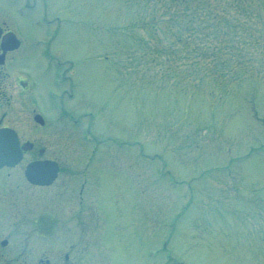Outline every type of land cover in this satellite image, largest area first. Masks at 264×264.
<instances>
[{"label":"rangeland","instance_id":"1","mask_svg":"<svg viewBox=\"0 0 264 264\" xmlns=\"http://www.w3.org/2000/svg\"><path fill=\"white\" fill-rule=\"evenodd\" d=\"M187 2L0 0V9L29 13L36 26L46 13L59 18L58 47L90 95L84 107L102 140L96 157L127 175L114 214L100 215L106 225L87 243L61 226L45 243L35 228L63 196L46 199L36 188L25 199L9 198L11 208L0 213V252L12 264L25 255L36 264L47 246L74 261L81 255L76 264H264V46L251 45L264 41V4L256 7L259 20L224 17L210 33L217 45L205 47V33L188 36ZM25 18H18L23 31H35ZM171 44L176 57L166 54ZM90 117L69 129L64 159L88 158ZM85 197L93 199L87 188ZM58 216L68 223L70 214Z\"/></svg>","mask_w":264,"mask_h":264},{"label":"flooded vegetation","instance_id":"2","mask_svg":"<svg viewBox=\"0 0 264 264\" xmlns=\"http://www.w3.org/2000/svg\"><path fill=\"white\" fill-rule=\"evenodd\" d=\"M25 7L32 9L34 5L28 6L27 2ZM26 16H19L15 9H0V147L9 149L8 156L18 152L13 164L0 166V213L11 208L9 198L25 199L29 189H42L46 199L61 195L57 201V208L62 204L59 210L43 214L35 228L45 243L58 236L59 226L73 230L72 240L87 243L91 231L105 226L100 214L116 207L113 198L118 195L123 169L99 158L64 159L69 129L79 127L84 116L91 115L88 135L83 136L86 153L95 141L96 152L102 140L93 130L92 111L84 107L90 95L82 79H75L74 64L58 47L54 27L59 18L46 13L45 23L36 26L29 13ZM18 18H25L36 30L24 32ZM47 170L57 173L47 185L28 179L39 178ZM85 187L92 200L85 197ZM59 211L70 214L68 223L61 224ZM45 250L36 264H76L81 257L74 261L69 254L61 256L60 248L55 246ZM29 257L15 259L25 264ZM12 262L15 261L9 253L0 252V264Z\"/></svg>","mask_w":264,"mask_h":264},{"label":"trees","instance_id":"3","mask_svg":"<svg viewBox=\"0 0 264 264\" xmlns=\"http://www.w3.org/2000/svg\"><path fill=\"white\" fill-rule=\"evenodd\" d=\"M188 2L185 4L186 7V13L187 16L184 18L183 21L186 23H189L188 28V36H191L195 33H205V38L210 37V40H207L206 43L203 40H200L201 43H204L203 45L215 43L217 45L220 38L219 36H215L210 34L213 31V27L216 24H221V21L224 17H232L235 19L237 15H245L250 18H254V20H259L260 16L258 13L259 10L256 8L257 6H262L264 4V0H187ZM216 19V21H214ZM191 27L192 22L196 21ZM253 21V20H249ZM210 34V35H209ZM198 35V34H197ZM184 38V37H182ZM259 38V37H258ZM256 38L255 40H251V45L260 52L263 50L264 41L259 40ZM181 39V38H180ZM199 40V39H198ZM241 42L239 45L241 47H244L246 44L243 42V40L239 41ZM214 46V45H213ZM223 46L226 48L230 47V44L223 43ZM207 47V46H205ZM171 51L167 48L166 54L177 56L178 54H175V48L171 44L170 45ZM216 49H222L221 46H216L214 50ZM264 51V50H263ZM161 52V51H160ZM258 52V51H257ZM186 54V52L184 53ZM183 54V55H184ZM182 55V56H183ZM184 62V59L181 60ZM262 62H264V59L262 58ZM192 65V64H187Z\"/></svg>","mask_w":264,"mask_h":264},{"label":"water","instance_id":"4","mask_svg":"<svg viewBox=\"0 0 264 264\" xmlns=\"http://www.w3.org/2000/svg\"><path fill=\"white\" fill-rule=\"evenodd\" d=\"M3 163V161H0V165Z\"/></svg>","mask_w":264,"mask_h":264}]
</instances>
